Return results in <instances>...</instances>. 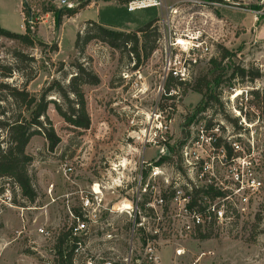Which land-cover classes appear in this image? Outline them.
<instances>
[{"label":"rangeland","instance_id":"obj_1","mask_svg":"<svg viewBox=\"0 0 264 264\" xmlns=\"http://www.w3.org/2000/svg\"><path fill=\"white\" fill-rule=\"evenodd\" d=\"M25 1L33 20L31 32L48 45L30 46L0 35V82L18 87L25 84L38 97L55 78L67 83L77 60L91 67L100 82L82 86L91 120L88 129L73 128L52 103L48 105L47 114L60 142L50 151L46 139L34 135L26 146L33 157L29 173L37 191L34 202L24 203L11 189L6 192L11 199L0 197V264L60 263L59 237L74 222L68 208L78 210L77 192L89 190L96 182L102 192V212L88 224L89 231L82 237L84 251L72 264L89 260L92 264L104 260L112 264H264V98L251 93L264 91V0H202L198 6L181 7L173 20L165 18L166 9L129 13L123 0H87L79 14L71 17H58L53 11L64 9L58 0ZM166 3L170 6L172 0ZM20 12L16 0H0L4 28L21 33L25 22ZM87 20L113 30L137 32L139 60L98 39L89 41L79 55L74 41ZM149 21L157 40L144 58L139 29ZM175 38L189 43L172 45ZM202 46L209 51L204 52ZM220 46L232 52L214 65L215 74L224 67L223 82L219 87L212 85L220 93L199 111L202 95L189 85H179V72H184V62L185 81L192 82L202 74L211 76L210 59L219 56ZM18 51L27 57L16 58ZM168 56L173 69L166 66ZM238 67L252 72L259 69L260 76L253 80L236 77L226 85V77ZM49 98L59 100L58 95ZM206 127H212L213 134L229 144L235 142L237 149L223 155L204 143L202 149L196 147L198 159H193V166L182 162L181 146ZM200 161L210 165V173L206 170L204 174L228 195L212 201L217 206L224 204L223 217L206 225L203 232L179 237L166 218L154 233L146 230V222L145 229L134 223L131 210H123L129 208L147 163L165 165L157 184V190H165L163 177L169 179L175 171L180 173L182 186L186 182L198 187L205 184L197 176ZM64 164L72 167L67 175ZM231 207L237 217L227 212ZM41 227L48 233H40ZM200 233L207 237L201 238ZM148 244L155 251L156 262L145 253ZM62 249L64 254L70 250L69 239Z\"/></svg>","mask_w":264,"mask_h":264},{"label":"trees","instance_id":"obj_2","mask_svg":"<svg viewBox=\"0 0 264 264\" xmlns=\"http://www.w3.org/2000/svg\"><path fill=\"white\" fill-rule=\"evenodd\" d=\"M86 4H88V1L82 2L72 8L54 9L53 11L58 13V17L63 15L71 17L78 13V10L83 9ZM22 11L24 14L25 31L18 33L0 26V35L18 40L30 46L35 43L41 46H47L48 44L46 42L37 38L31 32L32 30L27 23L29 11L26 8V4H23ZM44 11H48V9L45 8ZM151 24V21H149L139 29L141 32V50L143 51L144 58H147L149 53L153 51L155 41L157 40V32H155V28L151 30ZM153 31L154 38L150 39ZM92 39L101 40L115 49L126 50L129 54H135L139 60L138 44L140 38L137 32L131 33L113 30L100 23L87 20L82 31L77 32L74 41V47L79 55L84 54L86 45ZM52 48L54 49L56 46ZM230 55H232V52L226 47L220 46L219 56L210 59L211 67L213 66L211 76H207L206 74L198 75L192 82L179 80V85H189L193 91L202 95L200 108H198L199 111L204 110L212 99L217 100L220 92H215V88L212 89V85L219 87L220 83L223 82L221 75L224 72V67L221 68L222 73L215 74L214 65L215 67L220 65ZM15 57L21 58L27 56L18 51L15 53ZM73 66L74 72L69 76L67 83H63L55 78L38 97L31 94L26 89L25 84L18 87L7 82H0V197L9 196L11 199L12 196L6 193L11 189L22 198L24 203H32L37 198V191L33 185L32 176L29 173V165L33 157L26 152V146L34 135H42L46 139L47 149L50 151H53L60 142V137L57 135L52 121L47 114V108L50 103L54 105L56 112L63 120L73 128L88 129L90 127L91 120L86 110V101L82 86L85 84L96 85L100 82V79L91 67L84 65L79 60L75 61ZM7 69L6 75L10 76L12 73L11 69ZM259 76V69L252 72L250 69L238 67L233 69L231 74L226 77V83H228L226 85H231L230 83L236 77H240L241 80L245 78L253 80ZM251 93L255 94L257 99L264 98V91L253 90ZM261 93L262 96L260 95ZM50 95H58L59 100L49 98ZM216 145H222L227 155H230L233 151L231 144L221 137L217 138ZM164 160L171 162L172 158L165 157ZM156 163L159 164L160 162ZM6 184L10 185V188H7ZM200 192L203 195H208L210 199L222 198L226 195L225 191L218 190L212 185H208L207 188L205 186L195 187L189 191L191 196L190 206L202 205V197H197V194ZM199 199L200 202H198ZM12 201L16 202L15 198ZM228 211H230L231 216L237 217L234 208H227ZM75 213H78V210H75ZM200 237L205 238L207 235L200 233ZM66 239H69L70 250L64 254L62 244ZM76 239L77 237L73 236L69 230L59 237L56 248L61 262L59 263L57 261V264H65L66 262L67 264H72L74 257H76L73 253Z\"/></svg>","mask_w":264,"mask_h":264},{"label":"built area","instance_id":"obj_3","mask_svg":"<svg viewBox=\"0 0 264 264\" xmlns=\"http://www.w3.org/2000/svg\"><path fill=\"white\" fill-rule=\"evenodd\" d=\"M85 1L87 0H76L75 2L72 0H58V5L61 8H72ZM166 1L167 0H123L125 9L129 13L149 8H157L160 10L166 9L167 14L165 18L168 19V17L170 16L171 20H173L178 14H180L181 9L183 10V8L181 7H193L198 6L200 3H202V0H172L170 6H167ZM27 23L29 24L30 28L33 27V20L30 15L27 18ZM188 38L196 39V37ZM178 41L179 38H175L172 45H179L180 47H182V45H185L183 43H179ZM197 42L199 43L200 40H198ZM202 48L204 52L209 51L208 46H202ZM190 59L192 60L194 58ZM165 63L168 69L172 68L171 56L167 57ZM182 67L184 68V72L180 71L179 75L181 76V80L185 81L183 79L184 75L186 74V64L184 62L182 63ZM174 74L178 75L177 72H174ZM212 129V127L199 129L194 140H188L181 146L180 156L182 162L184 161L188 163V165L193 166L198 159L195 155L196 147L202 149V145L204 143L209 149L211 148L214 150H219L223 155L225 154L224 147L222 145H216L217 138L219 136L216 137L213 134ZM231 146L234 151L238 147L235 142H233ZM193 159L196 160L194 161ZM200 163V170L197 172V176L200 178V180L204 181L205 184H202V186H205V188H207L208 185H212L213 187H215L214 183L212 182V178L207 177V175L204 174V171L206 170L209 172L208 169L210 165H202L203 161H200ZM64 166V175H67L68 172L72 171V167L70 164H64ZM145 167L146 171L144 172V177L139 176V187L136 190L134 197L129 200V208H123V210H131L133 212L134 223H136L137 225L142 226L145 229L144 223L146 222L147 224H149L146 230H153L154 233H157L160 225H163L165 223V220L170 218V224L174 232H176V235H178L179 237H187L195 231L203 232L206 225L213 224L223 217L224 204L222 203L221 206H217L214 202H212L214 199H210L208 195L202 196V199L204 200H201V206H190L191 196L189 194V191L192 190V186H198L196 183H193V185H191L190 182H186L182 186L181 183L183 182V180L179 172H176L174 170L175 175L170 176L169 179L168 177H163L166 183V188L165 190H157L158 179L165 170V165L162 163L157 164L155 162V164L147 163ZM142 179L143 181L141 182ZM141 183L142 185H140ZM96 184L98 185V191L94 188ZM216 189L226 192V195L224 197L217 198L224 199L228 196L225 189H222L220 187ZM77 193V197L79 199L78 213H75L74 209L68 208V215L72 217L74 221L73 225L68 227V230L73 236L77 237L73 248V253L75 256L82 254L84 251L82 237L89 231L88 224L98 220V217H100V214L102 212V204L100 203L102 200V192L100 190V184L98 182L93 183L92 186H90L89 190H79ZM6 197L10 199L9 196ZM143 202L144 204L142 205ZM198 202H200V199L198 200ZM123 205L125 204H122V207ZM137 217L138 220L136 219ZM38 231L42 234L48 233L42 227L39 228ZM179 251L180 249H177L176 253L179 254ZM154 252L155 251L153 250V247L148 244L145 253L150 261L156 262L157 257L155 256ZM87 264H92V262L89 260L87 261ZM102 264H112V262L110 260H104Z\"/></svg>","mask_w":264,"mask_h":264},{"label":"crops","instance_id":"obj_4","mask_svg":"<svg viewBox=\"0 0 264 264\" xmlns=\"http://www.w3.org/2000/svg\"><path fill=\"white\" fill-rule=\"evenodd\" d=\"M16 1H17V5H18V7L21 9L20 14H21L22 19H23V21H24V14H23V11H22L23 4H22L21 0H16ZM76 14H79V12L76 13ZM0 26L3 27L1 22H0ZM3 28H4V27H3ZM5 29H7V28H5ZM10 31H12V30H10ZM24 31H25V25L22 24V32H21V33H23Z\"/></svg>","mask_w":264,"mask_h":264},{"label":"bare ground","instance_id":"obj_5","mask_svg":"<svg viewBox=\"0 0 264 264\" xmlns=\"http://www.w3.org/2000/svg\"><path fill=\"white\" fill-rule=\"evenodd\" d=\"M178 42H179V43H183V44L189 43V41L184 40L183 38H179V41H178ZM94 188H95V190L98 191V185H97V184L94 186ZM123 206H124V205H123Z\"/></svg>","mask_w":264,"mask_h":264},{"label":"water","instance_id":"obj_6","mask_svg":"<svg viewBox=\"0 0 264 264\" xmlns=\"http://www.w3.org/2000/svg\"><path fill=\"white\" fill-rule=\"evenodd\" d=\"M23 2L26 4V1L25 0H23Z\"/></svg>","mask_w":264,"mask_h":264}]
</instances>
